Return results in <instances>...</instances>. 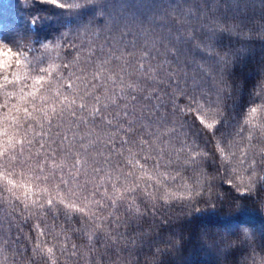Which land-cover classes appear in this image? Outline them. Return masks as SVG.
Wrapping results in <instances>:
<instances>
[{"label":"clouds","instance_id":"1","mask_svg":"<svg viewBox=\"0 0 264 264\" xmlns=\"http://www.w3.org/2000/svg\"><path fill=\"white\" fill-rule=\"evenodd\" d=\"M0 264H264V0H0Z\"/></svg>","mask_w":264,"mask_h":264},{"label":"trees","instance_id":"2","mask_svg":"<svg viewBox=\"0 0 264 264\" xmlns=\"http://www.w3.org/2000/svg\"><path fill=\"white\" fill-rule=\"evenodd\" d=\"M239 219V218H238ZM209 220H210V218H209ZM211 222V221H210Z\"/></svg>","mask_w":264,"mask_h":264}]
</instances>
